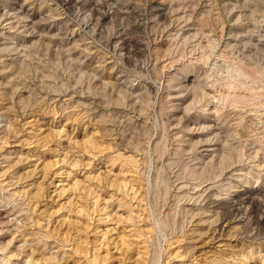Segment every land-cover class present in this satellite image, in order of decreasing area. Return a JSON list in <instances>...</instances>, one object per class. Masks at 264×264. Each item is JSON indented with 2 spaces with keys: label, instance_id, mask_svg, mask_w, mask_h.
<instances>
[{
  "label": "rangeland",
  "instance_id": "obj_1",
  "mask_svg": "<svg viewBox=\"0 0 264 264\" xmlns=\"http://www.w3.org/2000/svg\"><path fill=\"white\" fill-rule=\"evenodd\" d=\"M0 264H264V0H0Z\"/></svg>",
  "mask_w": 264,
  "mask_h": 264
},
{
  "label": "bare ground",
  "instance_id": "obj_2",
  "mask_svg": "<svg viewBox=\"0 0 264 264\" xmlns=\"http://www.w3.org/2000/svg\"><path fill=\"white\" fill-rule=\"evenodd\" d=\"M209 147V146H208ZM207 150V149H206ZM208 150H210V149H208ZM25 242L23 241V244H24ZM25 244H27V243H25ZM28 245V244H27ZM23 247V246H22ZM31 253V252H30Z\"/></svg>",
  "mask_w": 264,
  "mask_h": 264
}]
</instances>
